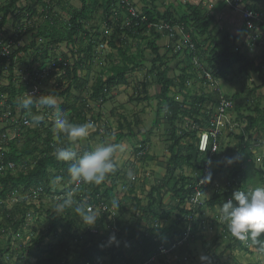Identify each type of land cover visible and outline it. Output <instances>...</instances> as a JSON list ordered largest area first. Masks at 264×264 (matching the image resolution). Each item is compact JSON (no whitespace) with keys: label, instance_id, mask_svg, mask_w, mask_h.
Wrapping results in <instances>:
<instances>
[{"label":"trees","instance_id":"16d2710c","mask_svg":"<svg viewBox=\"0 0 264 264\" xmlns=\"http://www.w3.org/2000/svg\"><path fill=\"white\" fill-rule=\"evenodd\" d=\"M20 1L21 0H0V34L6 33L5 27L11 22L13 28L16 29L18 33V36L15 35L16 39L14 41V44L17 45L22 38L21 36H27L36 32V34L33 35V41L30 45H17L16 49L10 55L0 57V118L2 119V122H0V140L3 136L6 137V141L3 144L4 151L0 153V155H2L0 158L3 168V172L0 173V238L4 236H8L9 238L19 236L23 233L22 229H24V227H27L28 230L31 231V228L27 225V220L29 219L31 211L37 213L34 202L38 200L41 201L40 208L38 209V216H40L39 214H45L43 212L45 207L43 204L44 201L51 198L52 204L55 206L56 203L62 202L67 197L62 196L63 192L61 191H65L66 188L62 186L59 187L58 183L55 184L51 180L52 178L61 179L60 185H63V182L68 183L70 189H74L76 184V182H72L69 179L67 163L58 161L54 155V149L57 146H66L70 144V142L63 134L57 135L53 131L52 120L50 119L52 111L44 112L39 109V106L34 105L32 113L40 114L45 117L40 124H34L31 121L29 113L18 107L17 101L21 96L26 92L29 93L30 89L34 88L35 85L37 86V84L40 85V83H43L42 79L31 70L28 71L29 79L27 80H23L22 75L15 74L16 67L22 64L21 55H26L30 50L36 49L37 38H41L43 42H48L49 40L52 46H59L60 44L73 46L76 44L81 45L84 40L89 38L90 34L100 36V28L92 24L95 14L97 11L102 10L104 22H107L110 16L109 13L112 10V4L117 3V0H81V9L74 10L64 0H26L27 5L24 7L18 6ZM234 1L236 3L241 1L240 4H242L245 9L253 11L255 15L264 20V4L258 6V4L252 0ZM221 2L226 5L225 0H221ZM53 6L61 10L67 9L68 20L61 21ZM185 6L188 11H183L185 8L180 7L181 13L178 16L176 15V11L171 12V10L161 15L156 12L154 7L144 9L143 14L149 23L152 24L163 21L169 25L181 26L184 31L191 36V39L202 55L207 57L205 60L206 68L213 79L225 80V77L227 78L232 74V69L236 65L238 66V74L242 76L258 75V78L263 79L264 49L260 52H258V49L264 44V28H262L260 32L256 30L255 38H251L248 45L243 43L244 48L247 47L248 50L250 48V50H252L250 52L256 53L258 56L245 58L240 54L239 50L236 51L233 49L235 45L234 42H229V45L227 42L221 44L214 38V31L210 29L213 24V16L204 14L202 8L193 6V4ZM21 16L26 17L27 20L30 21L34 18H38L39 20L27 25L21 23ZM118 17L121 19H129L126 10ZM90 22L91 25H89ZM254 24L260 25V22L257 21L254 22ZM88 25L89 28H87ZM243 25L245 30L250 32L246 28V25ZM125 27L126 26L122 27L123 30L121 32H125L126 35L133 38L141 37L143 32L146 31V25L141 26L140 30L137 29L135 32ZM172 33L171 29H166L163 35L152 32V40L145 45L146 48L138 45L136 54H130V52H127L123 48H116V46L111 44L113 48L118 50L121 65L110 64V66L106 68L107 79L104 81L103 77H101L96 85L93 86V91L90 95V103L94 105L93 108L98 104L104 107L108 103V96H110L111 91L120 87H127L129 84L128 75L143 68L145 59L144 52L145 50H150L153 55V60L151 61L149 75L155 77V83L159 87V92L155 97L150 96L147 84H143V86H139L138 89H135L138 102L149 103L153 100V97L157 101L155 119L147 132L142 133L139 131L137 134L133 132L132 126L139 127L142 120L137 113L130 111L129 108H123L126 112V116L120 115L118 116L119 118H116L117 120H115V123L117 132L113 134L111 122H105L103 126L101 125L105 121L101 114L98 116H89L88 113L91 112V110L88 103L77 105V103L74 102L71 104L68 103L66 99V106L61 105V107H59L63 111V114L73 123L92 122L98 126L97 134L100 138L97 135L96 137L99 139L104 140L106 137H114V144L118 145L124 139L135 141L133 149L135 156L138 157L139 163L147 158V146L151 136H153L154 132L158 129V126H160L162 122L168 124V130H166L167 139L165 142L168 144L167 148L170 157L166 163L165 177L157 186L150 189L145 206L140 207L141 200L138 197H133L137 207L141 210V216H137L135 224L130 228L131 232H129L130 229H128L124 233V235H127L128 239L122 241L115 247L109 248L106 246L107 248H105L99 243H94V241L99 233L107 228L110 229V234H105L106 242H109V237L112 235L119 238V240L121 239L120 237H122L117 230L121 228L118 212L119 209H121L122 212H128L129 208L128 206L122 207L119 203H116L114 207L112 196L109 193L113 185H118L116 181L122 177L121 168L118 166L117 162L116 171L110 174L103 184L99 186L90 185L93 188L92 197L101 194V200L94 199L92 205L97 206L98 204H103L107 206L108 209L109 207H114L115 211H109L107 209L105 212L96 215L97 218L95 223L97 225L94 231L90 229L82 230L81 227L78 228V231L82 232L84 237L86 236L89 238V242L83 244V252L80 253L78 264H150V259L157 255V249L167 244L162 240L161 236L166 233L170 234L172 230L171 227L166 226L172 219V214L164 208L163 191L167 189L170 182L175 179L174 174L176 170H182L185 167L190 168L193 171V175H181L178 177V180L171 190L173 196L177 198L179 203L177 208H171L170 210H177L182 214V222H184L186 227V230L182 232L175 230V235H169V241L172 244L182 242L184 239V243L186 241L190 243L196 241L197 235H200L202 232V225L205 224L202 221L201 207H205L208 210L219 208L225 200L231 198L235 190H246L248 180L254 176L259 178L261 184H264V108L261 107L259 102L261 96L257 95L259 89L264 88V83L262 86H257V88L250 90L251 92L248 93L256 96V101L253 102L252 107L243 105L236 106V113H234L232 117L238 124L236 130H239V133L235 131L227 134L224 138L222 137L219 140V150L217 153L212 154L208 151L207 154L200 156L196 146L197 135L202 129H208L209 126H206L205 120L208 122L210 121V115H212L213 108L215 104H217V98L213 94H206L202 89L197 90L200 87L198 82L199 78L193 70L190 61L191 56L185 57L184 66H181L178 78L169 77L170 68L168 67L167 56H162L159 53L160 48L158 42L162 37L167 38ZM208 41L217 43L206 52L203 48ZM91 43H93L92 40ZM4 44L5 41L0 40V49ZM172 45L173 42L168 46V51L170 53L172 52ZM93 47L94 43L92 47H89L87 52L80 48L75 51L74 49L71 50L73 61L76 56H78L77 59H79L80 54L91 52ZM46 54H48V51H44V58ZM174 55L176 58L179 57L178 54ZM35 59L34 61H36ZM68 61V56L64 55L61 63L57 61L52 63V68L55 70L59 68L68 69ZM76 62H74V67L71 69V72L67 71L68 76H72L73 79L77 78V70L81 67ZM4 81L8 83L3 84ZM220 86L222 88V84H220ZM40 88L41 85L38 89ZM81 88L82 86H77V89ZM174 88L177 89L176 92ZM70 89L71 88L65 93L67 94ZM57 90H51L48 94H52L56 98L66 95ZM40 94L39 92L34 96L38 97ZM230 97H233L235 102L240 99L238 94L230 95ZM178 98L181 100L179 101ZM2 103H4L3 106H1ZM120 109H122V106ZM8 112L9 116L4 118L3 115ZM114 112L115 111H111L113 117ZM90 114L93 113L91 112ZM25 120L30 122V126L27 127L24 125ZM184 125L185 128H183ZM194 126L200 128H194ZM10 137H12V139ZM84 140H88V138ZM84 140L74 145L78 153H83L85 150L92 149L91 147L86 149L82 148L80 144ZM78 145L81 146V150L78 148ZM234 155L240 157L239 163L232 166H226L222 163L224 157ZM149 159L153 160L151 157H149ZM208 161H212L210 166ZM9 164H14L15 168L9 169ZM6 167H8V170H6ZM226 169H229L228 181L221 187L219 185V187L217 185L213 187L214 183L219 182L215 177L216 174H222ZM209 171L212 173L209 186H201L197 190L196 184H199L198 182L204 179ZM110 182H112V186L108 187ZM210 188H213L211 190V195L205 197L206 199L200 207L194 209L190 208V210L186 208L187 203L198 191L204 194L207 193ZM57 190L59 191L58 193ZM80 190L82 189L80 188ZM130 191L131 194H135L134 188L131 187ZM56 196H59L58 199L55 198ZM13 198L16 199L15 203L11 205V208L7 207V203L9 204V201ZM72 198H74L76 202H81L79 198V189H77L76 194L72 196ZM30 199L32 201L29 203ZM52 209L53 208H48L45 212L50 218L56 221L51 214ZM60 213L65 220H67L68 227L69 225L73 227L75 221L77 222L80 220V217L72 209H64ZM145 222L152 226V230L148 229L147 232L158 234H155L151 238L147 237V234H141L142 242L137 241L139 244L143 243V246L139 249L140 254L137 259L130 258L127 248L131 245L130 242H132V240L136 241L138 231L142 229L143 223ZM217 226L223 228L221 234L223 239L227 236H232L228 232L223 221H220ZM51 227H54V225H51ZM49 235L50 231L39 239L34 240L31 246L25 249L21 247L19 251H13V248L11 249V246L8 245L7 251H10L9 257H16L17 264H26V258L33 257H38L40 259L37 264L54 263L52 258H49L54 254V250L49 251L50 256L46 258L40 257L37 254V250H33L34 244L38 248L42 241L49 237ZM76 236V232H74L72 236L68 235V238L72 239ZM261 237L264 238V236ZM83 239L84 238H82L81 241ZM174 239L175 242H172ZM244 242L245 241L237 239L235 243L241 248L243 247L245 251H249V246L253 244L251 241H247V244H244ZM149 244H152L153 248L149 249ZM233 244L234 240L232 239V243L228 246L227 250L231 249ZM211 250L212 248L209 251ZM4 254H6L5 250L0 251V264H7L3 259ZM104 259H108L109 261L105 262ZM219 261L218 256H212L211 264H218ZM66 264L69 263L66 262Z\"/></svg>","mask_w":264,"mask_h":264},{"label":"rangeland","instance_id":"374dc122","mask_svg":"<svg viewBox=\"0 0 264 264\" xmlns=\"http://www.w3.org/2000/svg\"><path fill=\"white\" fill-rule=\"evenodd\" d=\"M64 1L67 2L69 6H71L74 10H80L82 7L81 0ZM252 1L256 2L258 6H262L264 4V0ZM26 5V0H21L18 4L19 7H24ZM115 7L116 6L113 5L112 9ZM53 8L55 12L58 13L59 19L61 21L68 20L67 9L61 10L56 6H53ZM21 18V23L26 24L27 22V25L39 20L38 18H34L30 21L23 16H21ZM126 22L127 19L120 18H109L107 22H104L102 10H99L95 14L92 24L97 28H100V36H94V34H90L89 38L84 40L81 45L76 44L73 46H67L66 44H60V46L56 47L52 46L49 40L48 42H43L41 38H37L36 49L30 50L26 55H21L22 64L16 67L15 74L22 75L23 80L29 79V70L35 72V74L43 76V70L48 69L50 59L54 56V54L59 56V58L61 59L66 54L69 58V61L67 62L69 64V68H59L58 71L53 72L52 74L55 76V78L51 76L46 80L43 76V83H40L41 88L38 89L39 86H37L36 88V91L38 93H41L40 95H48L49 91L55 89H58L57 91H59L60 93L63 92L64 94H66L65 92L69 88H71L65 96L56 98L57 105L59 107H61V105L66 106L65 104L67 103V100L68 103L73 104L74 102H76L77 105H80L81 103H88L90 105V110L93 113L90 114L91 112H89V116H98L99 114H101L105 119V121L101 125L103 126L105 122H111L113 126V134L117 132L115 123V120H117L116 118H119L118 116L120 115L126 116V112L125 110H123V108H129L130 111H134L135 113H137L139 118L142 120V123L139 125V127L132 126L133 132L135 134H137L139 131H141L142 133L147 132L151 127V123L154 122L155 119L157 101L154 99V97L159 92V87L155 83V77L149 75V70L151 69V61L153 60V55L151 54L150 50H145L144 52L145 59L143 68L139 69L138 71L136 70L135 73L128 75L127 78L129 84L127 87L115 89L112 94L108 96V103L104 107L98 104L95 106V108H93L94 105L90 103V95L93 91V86L96 85L97 81L101 77L104 78V81L107 79L106 69L103 70L104 62L107 64V67H109L112 63L121 65L120 59L117 58L118 53L116 52V50L113 49V51H111L112 54L110 55V53L107 52L106 48H112L111 44H113L116 47L120 46L127 52H130V54H136L138 45L145 47V45H147L148 43V40H151V38L148 36L130 38L125 34V32H121L122 27H124ZM89 25H91V22L89 23ZM89 25L87 28H89ZM5 31L6 33L0 34V40L6 39L7 41L14 43L16 39L15 35L18 36V33L16 29L13 28L11 22H9V24L5 27ZM248 33V31L243 32V34ZM35 34L36 32H33L30 35L21 36V45H30L33 41V35ZM91 40L94 43V47L91 49V52L80 54L79 59H77V56L73 61L72 55H70L71 50L74 49L75 51L80 48L87 52L89 47L93 46ZM169 44L170 40L168 42H166L165 38L160 40L158 43V46L160 48L159 53L162 56H167L168 67L170 68L169 77L178 78L180 75L179 70L181 69V66H184L185 59H183L182 57L176 58L173 48L172 52L170 53L168 51ZM51 47L55 51L52 52ZM235 50L238 51L236 47ZM44 51H48V54H46L45 58L43 57ZM260 51L261 50L258 49V52ZM34 59L36 61H34ZM74 62L81 66L77 70V78L75 79H73L72 76L69 77L67 72H71V69H73L74 67ZM232 70V74L227 78L225 77V80H219L220 84H222V89H225L230 95H239L240 99L237 101L236 106L243 105L252 107L253 102L256 101V96H254V94L251 95L248 93L251 92L250 90H254V88H257V86H262V84L264 83V76L263 79L258 78V75L242 76L238 74L237 65L234 66ZM7 83V81L3 82V84ZM143 84H147L149 95L154 96L152 98L153 100L149 103L138 102V98H136L137 95L135 94V89H138L139 86H143ZM77 86H82V88L77 89ZM200 89H202L204 92L206 91V89L202 86L197 90ZM176 90L177 89L174 88L175 92ZM257 95H261L259 102L261 107L264 108V88L259 89V93ZM178 100L180 101L181 99L178 98ZM121 106L122 109H120ZM39 109L44 112L51 110L53 113L54 111V109L46 106H39ZM111 111H115L114 117L111 115ZM234 113H236V111H233L231 115L234 116ZM185 125L183 126V128H185ZM166 130H168V124L166 122H162L161 125L158 126V129L154 132V135L151 136V139L147 146L148 149L146 150L148 156L141 163H139L138 157H136L134 154L133 144L135 143V141H128L124 139L119 143L123 151H117L115 160L118 166L121 168L122 177L121 179H118L116 181V183L118 184L117 186H112V182H110L108 184V187L112 186V189L109 190V193L113 199L112 202L115 201L122 207L128 206L129 211L122 212L121 209H119L118 212V217L121 222V228H118L117 230L120 233L119 235H122V237H120V240L116 237L115 242H106L105 234H110V229L107 228L99 233L98 237L95 238L94 243H99L105 248H112L119 245L122 241L128 239L127 235H124V233L135 224L137 216H141V210L139 207H137L133 197H138L141 200L142 204L140 203V207L145 206V204L147 203L146 198L148 193L150 192V189L154 186H157L165 177L166 163L170 157L167 148L168 144L167 142H165V140L167 139ZM236 132L239 133V130H237ZM125 133L127 134L126 131ZM94 134L95 131H91L89 137H87L88 140H84L80 144L83 149H86L88 147H91L93 149L101 143H115L114 137H106V139L103 140L99 139L100 136L97 134V131L96 135L99 138H97ZM80 145H78V148L81 150ZM149 157H151L153 160L149 159ZM130 169L134 172L135 175V180L132 181H129L127 178V172ZM181 175L192 176L193 171L190 168L186 167L182 170H176L174 174L175 179L170 182L167 189L163 191L164 208L166 211H169L172 214V219L169 221V223L166 224L167 227H171L172 229L170 233L171 235H175V230L179 232L186 230L185 224L184 222H182V214H180V212L177 210H170L171 208L175 209L178 207L179 202L177 198L173 196L171 190L178 180V177H180ZM215 177L219 181L216 182L217 186L219 185L221 187L225 185V183L229 179V169H226V171H224L222 174L217 173ZM51 180L55 184L58 183L57 179L52 178ZM59 181L62 180L59 179ZM216 185H213V187H215ZM247 185L248 186L246 191L253 190L257 186H264V184H261V181L257 176H254L250 180H248ZM61 186L66 188L65 192H68V183L63 182V185ZM131 187L134 188L135 194H131ZM212 189L213 188H210L209 191H207V197L211 195ZM58 192L59 191L57 190V193ZM55 198L58 199V196ZM15 200L16 199L14 198L10 200L9 204L7 203V207L11 208V205L15 203ZM51 200L52 199L50 198L43 202L45 206L43 212L45 214H39L40 216H38V209L40 208L41 201L34 202V205L37 208L35 209L37 213L31 211L29 219L27 220V225L31 228V231L28 230L27 227H24V229H22L23 233L19 236H15L14 238L4 236L0 238V251H6V254L3 255V259L7 262V264H17L16 257H9L10 251H7L8 245L11 246V249L13 248V251H19L21 247L25 249L26 247L31 246V243L34 242V240L39 239L48 231H50L49 237L45 238L38 248L34 244L33 250H37V254L43 258L49 257V251L54 250V254L49 257L52 258V261H54V263L52 264H66V262H68L69 264H78L80 253L83 252V244L89 242V238L86 236L84 237L83 233L78 231V228L81 227L82 230L90 229L94 231L96 230L95 228L97 224L95 223L92 226H88L80 219L77 222L75 221V225L73 227H70V225L68 227V222L61 215V213H59L61 216L55 215L53 213L54 204H52ZM31 201L32 200L30 199L29 203ZM199 203L200 201L198 202V206H200ZM48 208H53L51 214L53 215V218L56 219V221L46 214L45 210H47ZM201 212L202 221L205 224L202 225V232L200 233V235H197L196 241L193 243L186 241L184 243V239L182 242H179L180 245H178L177 248L173 251L174 253L161 256L157 258L152 264H201V261L199 259L201 255H208L211 258L213 255L218 256L220 260L218 264H264V248H261L257 245H252L249 246V251H245L243 247L241 248L239 245H237V243H235L237 239L233 236H224V239L221 237L223 228L217 226L221 221L219 218V208L208 210L205 207H201ZM51 225H54V227H51ZM148 229L152 230V226H150L146 222L143 223L142 229L138 231L136 241L132 240V242H130L131 245L127 248L129 251L128 256L130 258L137 259L138 255L140 254L139 249L141 246H143V243H140L141 245L138 243L142 242L141 234H147V237L149 238H151L155 234H158L147 232ZM74 232H76L77 236L72 239L68 238V235L72 236ZM129 232H131V229ZM170 234L166 233L161 236L162 240L167 244L170 243ZM261 236H264V233H262ZM82 238L84 239L81 241ZM232 239L234 240V244L231 249L227 250L228 246L232 243ZM172 242H175V239L172 240ZM247 243L248 242H244V244ZM151 248H153L152 244H149V249ZM211 248L212 250L209 251ZM39 260L40 259L38 257L28 259L26 258V264H37ZM104 261L108 262L109 260L104 259Z\"/></svg>","mask_w":264,"mask_h":264},{"label":"clouds","instance_id":"9594fccd","mask_svg":"<svg viewBox=\"0 0 264 264\" xmlns=\"http://www.w3.org/2000/svg\"><path fill=\"white\" fill-rule=\"evenodd\" d=\"M203 2L205 1L193 0V6H196L194 4H197V3L202 4ZM184 3L185 5L190 4V2L186 0L184 1ZM240 3L241 1L239 2V6L241 8H244V6ZM131 4H132V7L135 8L141 16L140 20H133L134 29H132V26L129 27L130 29H132V32H135L137 29L140 30L141 26L146 25V31L143 32V35H142L143 37L148 36L152 40V32L163 35L164 32H158L153 27H150L152 25H158V24L164 23L163 21L160 23H156V24L149 23V21L143 14L144 11H140V9H138V7L135 5L133 0H131ZM113 5H115L116 7L110 11L109 18L114 17L118 19L120 18L118 16L122 15V13L125 12V8L120 4V0H117V3L112 4V6ZM226 7L238 13L242 19V15L236 10L231 9L227 5V3H226ZM126 13H127V10H126ZM142 17L145 18L146 21L142 22L141 21ZM243 24H244V21H243ZM170 26L175 27L179 25H170ZM125 28H128V27H125ZM174 34L175 32L172 33L173 36H168L167 38L170 40V44L173 42L172 48L174 49V54H177L175 53V48L177 47V44H178V36ZM130 38H133V37H130ZM168 39H167V42L169 41ZM151 40H148V42H150ZM208 42H210L212 45L211 41H208ZM116 48H121V47L117 46ZM51 49H52V52L55 51L53 50L52 47ZM113 49L116 50V52L118 53V50L113 47L106 48L107 52L110 53V55L112 54L111 51H113ZM206 52H208V50ZM178 55L179 57H182L183 59H185L183 55L179 53ZM117 56H118L117 58L120 59L119 53L117 54ZM61 60L62 59L59 58V56L55 54L53 57H51L50 62H49L50 64L48 66V69L49 70L51 69L49 71L50 73L49 78L51 76L55 78V76L52 75V73L58 71V69L55 70L54 68H52V63L55 61L61 63ZM67 65L69 67L68 63ZM106 68L108 67H107V64L104 62L103 70H105ZM48 69L43 70V73L47 71ZM38 77H40L41 79H44L39 74H38ZM49 78L45 77L46 80ZM37 86H40V85L37 84ZM37 86L35 85V87ZM114 90L111 91L110 95L112 94ZM17 104L19 108L26 110L29 113V115L31 116V121L34 124H40L45 119L43 115L32 113V108L34 105L35 106H46V107L54 109L50 117V119L52 120V129L55 132V134L57 135L63 134L64 136H66L67 140L70 142V144L66 146H57L54 149V155L58 161L67 163L68 165L67 173H68L70 181L76 182L78 184L88 185V186L90 185L99 186L106 181V179L108 178L110 174H113L116 171L117 164L115 160V153L118 150L123 151L121 146L118 144H113V143H101L91 150H85L83 153H78L75 150L74 145L77 142L89 137L91 131H95L94 135L96 136V131L98 130V126H96L92 122H85V123L71 122L63 114L62 110L57 105V99L54 95L48 94V95H40L37 97V96H34L33 94L26 92L23 96H21L18 99ZM239 161H240V157L238 155H234V156L224 157L222 163L226 166H232L236 163H239ZM208 164L210 166L212 164V161H208ZM211 175L212 173L211 171H209L204 178L205 181H210ZM127 178L129 181L135 180L134 172L131 169L127 172ZM57 181H58L59 187H61L59 179H57ZM61 191L63 192L62 196H66L65 191L63 190ZM113 206L114 207L116 206L115 201H113ZM64 209H72L80 217L81 221L88 226H92L95 224V221L97 218L96 212L93 210L92 206L89 205L86 200L82 202H76L72 199V196L70 194L62 202H58L55 204L53 213L55 215L61 216L59 213L62 212ZM219 218L221 221L224 222L228 232L234 238L240 241H245V242L251 241L253 245H257L261 248H264V238L261 237V234L264 233V186H257L253 190H250V191L240 190V189L235 190L232 193L231 198L225 200L222 203V205L219 207ZM115 241H116V237L114 235L109 237L110 243L115 242ZM199 259L201 261V264H211V257H209L208 255H201Z\"/></svg>","mask_w":264,"mask_h":264},{"label":"built area","instance_id":"2783aa9c","mask_svg":"<svg viewBox=\"0 0 264 264\" xmlns=\"http://www.w3.org/2000/svg\"><path fill=\"white\" fill-rule=\"evenodd\" d=\"M227 5L233 9L239 12L242 15V19L244 21V24L246 25V28L250 32H256V30L261 31L262 28H264V20H262L259 16L255 15L253 11H249L245 8H241L239 6V3H236L235 1L231 0H225ZM120 4L127 10V14L132 19H128L125 26L131 27L134 29V21L133 20H140V14L137 12L135 8L132 7L131 0H120ZM114 18V17H111ZM141 21H146L145 18H141ZM260 22V25H255L254 22ZM27 24V22H26ZM150 27H153L158 32H164L166 29H171L172 32H175V34L178 36V44L175 48V53H179L184 56H191L190 61L192 63L193 70L196 72L199 78V86L206 89V94H213L217 98V104H215V107L213 108V113L210 115V121H206V126H209L208 129H202V131L197 136V149L200 154V156L205 155L210 151L212 154H215L219 150V140L223 137H225L227 134H230L232 132L237 131V123L234 121L231 113L235 111L236 108V102L233 100V97H230V94L226 92L224 89L221 88L219 80H215L212 78L211 74L208 72L205 64L206 56L202 55V53L199 51L198 47L195 45V43L192 41L191 37L184 31V29L180 26L172 27L170 25L161 23L158 25H152ZM174 34V35H175ZM170 36H173L172 34ZM175 37V36H174ZM5 44L0 49V57L8 56L10 55L18 46L21 45V40L17 45H15L12 42L6 41L4 39ZM211 43L207 42L205 47L203 48L204 51H207V48H210ZM51 70V69H50ZM49 69L43 73V76L46 78H49L50 71ZM38 75V74H37ZM42 76V78H43ZM37 87H34L30 89L29 93L33 95H37L38 92L36 91ZM4 103L1 104L3 106ZM9 112L5 113L3 117H8ZM2 119L0 118V122ZM25 126H30V122L28 120H25L24 122ZM194 128H200L198 126H194ZM12 139V137H10ZM6 141V137H2L0 140V153L4 151L3 144ZM2 156V155H0ZM200 158V157H199ZM9 169H14V164H9ZM8 167H6V170H8ZM3 172L1 158H0V173ZM195 178V174H194ZM199 184H196L197 190L201 187H208L209 181H205V179H201ZM211 184V183H210ZM216 185V183H214ZM80 188L82 190H80ZM77 189H79V198L82 201H87L90 203L89 205H92L94 203V199H100L101 200V194L96 195L95 197H92L93 194V188L88 185L84 184H75L74 189H70L68 192H65L66 196L68 197L70 194L71 196H74L77 192ZM207 193H200L199 191L195 194L194 197L190 199V201L187 203L186 208L190 210V208L194 209L197 207H200L204 201ZM74 200V198H72ZM200 201V206H198V202ZM93 210L96 212V215L105 212L108 207L103 204L92 205ZM109 211H115V208L112 207L108 209ZM95 233V232H94ZM180 245V243L172 244L171 242L165 245L160 246L157 249V255L152 257L150 259V262L153 263L155 260L161 256L172 254L173 251L177 248V246ZM150 263V264H151Z\"/></svg>","mask_w":264,"mask_h":264},{"label":"crops","instance_id":"0c3cea01","mask_svg":"<svg viewBox=\"0 0 264 264\" xmlns=\"http://www.w3.org/2000/svg\"><path fill=\"white\" fill-rule=\"evenodd\" d=\"M184 1L185 0H133L140 11H144V9H150L151 7H154L156 12L160 13L161 15L171 10V12L176 11L177 16L181 13L180 7L185 8L183 9V11H188ZM186 1H189L190 4H193V0ZM203 1L205 2H203L201 5H199L198 3L194 5L202 8L204 14L213 16V24L210 29L214 31V38L217 39V41L221 44H225V42H227L229 45V42H234L235 45L233 49H235L236 47V49L240 51V54L245 58H253L254 56L257 57L258 55L256 53L250 52L252 51L250 50V48L248 50L247 47H243V43H245V45H248L249 40L251 38H255V32L243 34V32H245L246 30L244 28L243 21L240 15L227 8L226 5L221 2V0ZM164 38L167 42L166 37ZM216 43L217 42L214 43L212 41L211 48L215 46ZM263 49L264 44L260 47L261 51Z\"/></svg>","mask_w":264,"mask_h":264}]
</instances>
